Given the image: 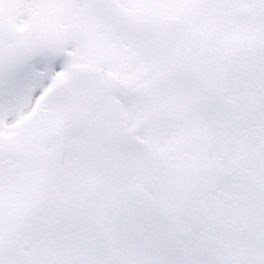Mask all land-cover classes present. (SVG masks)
<instances>
[{
    "label": "snow or ice",
    "instance_id": "6c2138e0",
    "mask_svg": "<svg viewBox=\"0 0 264 264\" xmlns=\"http://www.w3.org/2000/svg\"><path fill=\"white\" fill-rule=\"evenodd\" d=\"M0 264H264V0H0Z\"/></svg>",
    "mask_w": 264,
    "mask_h": 264
}]
</instances>
